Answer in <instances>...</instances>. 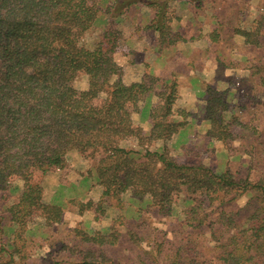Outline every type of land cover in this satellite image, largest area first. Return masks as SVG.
<instances>
[{
  "label": "trees",
  "instance_id": "1",
  "mask_svg": "<svg viewBox=\"0 0 264 264\" xmlns=\"http://www.w3.org/2000/svg\"><path fill=\"white\" fill-rule=\"evenodd\" d=\"M175 2L195 9L188 28ZM224 3L0 0V264H264V0L252 21L249 0L230 10ZM141 7L150 11L145 27L157 34L158 64L188 41H206L202 63L215 55L216 75L229 86L203 92L202 132L178 105L176 72L163 78L147 64L139 79L123 78L116 54L128 47L116 24ZM100 23L99 41L85 47ZM193 60L185 65L191 70ZM81 76L84 89L76 86ZM216 145L228 156L221 171L205 162ZM72 152L93 165L101 188L96 200L77 202L79 214L96 222L108 209L118 214L103 230L68 226L64 238L48 243L64 227L66 209L45 201L44 180L59 173L62 187ZM181 201L177 224L159 228L152 216H173ZM46 245L50 251L35 258ZM117 247L129 254L112 253Z\"/></svg>",
  "mask_w": 264,
  "mask_h": 264
},
{
  "label": "rangeland",
  "instance_id": "2",
  "mask_svg": "<svg viewBox=\"0 0 264 264\" xmlns=\"http://www.w3.org/2000/svg\"><path fill=\"white\" fill-rule=\"evenodd\" d=\"M244 1V0H243ZM243 1L238 0H226L225 9L230 10L235 9V7L239 6V2L243 4ZM251 3V14L247 17V21H252V19L257 16L258 12L256 7L258 6V0H249ZM174 7L176 9V13L179 17L182 18L181 24L188 28V23L194 18L195 9L192 8L191 5H184L182 2H175ZM205 12L212 16L214 13V9L211 7V4H205ZM236 5V6H235ZM150 11L148 8L137 9V12L130 14V16H124L116 27L119 28L123 33V44L128 47V53H118L116 54L117 62L123 66L124 68V80L131 82L139 79L143 74V71L146 69V65L149 64L158 70L159 74L163 78L171 77L174 72L179 77L180 81V98L178 100V105L180 108H186L191 113L192 116L189 117V120L192 122L191 125H195L196 129L199 132L205 130V125L203 121H201V110L206 102V96H204L203 92L206 90L207 86H214L219 90H223L227 88L229 85L225 82H217L216 70L214 68L215 64V55H209L206 60L202 61L201 53L204 52L207 48L206 41H188L182 42L177 45V49H172L171 51H167V55L169 57L170 65L168 69H164L161 64H158L160 59L158 58L160 52L157 47H155V42L157 40V34L153 31L147 29L146 22L147 16H149ZM202 17H197L200 19ZM104 23H100L94 29L89 31L84 37L82 43L87 48H93L96 43L100 39V35L102 33ZM205 30H209L210 26L205 24ZM191 32V28H189ZM236 42L241 46L243 39L239 36L236 37ZM223 47V45L221 46ZM195 49V53L191 57H186L184 51L187 49ZM224 48V47H223ZM159 52V53H158ZM244 52V51H243ZM159 54V55H158ZM236 58L239 60L241 58V53L237 52ZM194 58V62L198 64V71L195 69V75L198 77L195 79V83L189 80V66L185 65L190 62L191 58ZM244 60H246L244 58ZM203 64L205 66V70L203 71ZM161 65V67L159 66ZM239 72V73H237ZM236 75L245 76L247 73L243 70H237ZM188 74V75H187ZM87 79L85 76H81L76 81V86L80 89H84L87 87ZM237 89H234L236 91ZM236 98L235 102L237 101ZM264 101V99H263ZM228 116L230 113H227ZM197 116L196 118H194ZM135 119L138 122H141L145 128L148 127L147 122H145L140 115H135ZM175 140V139H174ZM173 140V142H174ZM126 145H133L131 141L126 142ZM173 144L172 142L170 143ZM179 147V146H178ZM217 152L214 154V158L208 157L205 159V162L208 164H213L215 169L222 170L226 166V160L228 158L226 153V148L221 145H216ZM175 150V149H174ZM178 153L180 154L182 151L180 148H177ZM69 162L73 168V171L66 178V183L61 187L59 182V173H54L48 175L44 180L45 186V195L44 199L46 202H62L66 209L65 215V225L64 227H59L57 231H54V235L49 239V242H53V239H62L65 236V228L69 227H82L85 223H89L90 227L93 230H103L109 226L110 220L114 218L118 211L115 209H108V214L106 218L101 222H96L94 220V215L92 213L86 212L85 214H79V206L77 207V202L88 199H97L101 192V188L97 185V181L95 180V176L93 175V165L90 163L84 162L77 153H70L68 155ZM214 159L215 163L212 162ZM234 160L236 162L235 167L241 168L240 162L238 159L229 156V160ZM234 164V163H233ZM245 202L244 199L240 201V204L243 205ZM184 208V203L181 201L178 205L175 206L176 212L173 216L168 218H159L156 216H152V220L155 219L156 224L159 228L169 229L173 224H177L178 220L181 218V213ZM174 225V226H175ZM57 232V233H56ZM172 236V233H171ZM50 246L46 245L43 249H37L34 252L35 258H39L44 256L50 251ZM112 252V249L109 250ZM116 255H127L129 251L126 248H116L113 250ZM124 254V255H123ZM38 261V260H37Z\"/></svg>",
  "mask_w": 264,
  "mask_h": 264
},
{
  "label": "crops",
  "instance_id": "3",
  "mask_svg": "<svg viewBox=\"0 0 264 264\" xmlns=\"http://www.w3.org/2000/svg\"><path fill=\"white\" fill-rule=\"evenodd\" d=\"M203 57H206V56H203ZM158 58H160V57H158ZM207 59V57L204 59V60H206ZM168 61H169V58H168ZM159 62V61H158ZM169 63V64H168ZM171 63H170V61L169 62H167V65H164L163 66V68L164 69H167L168 68V66L170 65ZM215 65V64H214ZM160 67H161V65H159ZM214 68H215V66H214ZM192 68L191 67H189V76H190V79L189 80H191L192 81V79L194 78V79H197L198 77L195 75L196 73H195V69H197V71H198V69H199V67H198V64L197 63H195V67H193V70H191ZM195 70V71H194ZM205 70V66H204V64H203V71ZM188 75V74H187ZM215 75V77H216V80H217V82H219V81H221V82H225V79H223V77H222V79L221 78H219L218 77V75H216V74H214ZM197 81H199V80H197ZM192 83H195V81H193Z\"/></svg>",
  "mask_w": 264,
  "mask_h": 264
}]
</instances>
